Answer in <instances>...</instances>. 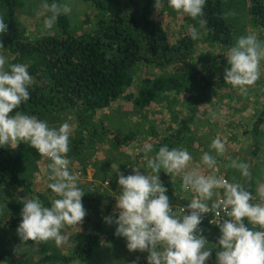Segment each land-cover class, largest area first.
<instances>
[{
  "label": "trees",
  "instance_id": "1",
  "mask_svg": "<svg viewBox=\"0 0 264 264\" xmlns=\"http://www.w3.org/2000/svg\"><path fill=\"white\" fill-rule=\"evenodd\" d=\"M84 1L91 4L92 11L85 14L81 23H74L69 13L62 14L52 28L36 27L32 34L28 35L21 29L19 22L25 0H0V17L8 25V31L0 34V49L8 50L11 55L10 64L25 65L33 78L29 87V100L22 102L10 115L21 112L48 122H56L63 116L73 119L77 124L72 128L74 137L71 142L69 139L70 150L67 154L72 161L79 160V154L93 149L98 143L104 142L103 139H109L111 149L137 148V160L141 157L154 158L159 148L164 145L170 150H182V146L188 145V151L195 152L193 142L180 138L177 132L172 138L160 135L156 130L150 133L122 132L105 125L102 118L96 117L119 99L125 89L133 85L139 66H152L161 71L159 75L153 78L145 77L137 94L130 93L127 97L133 100L137 108H146L158 100H164L166 105L173 100L178 104L182 103L188 112L182 118L179 116V127L185 128V132H190V124L195 118L198 105L212 98L215 91L223 92L227 88L221 74L225 69L221 61L227 68L230 49L239 38L225 0H206L203 15L196 19L174 11L168 6L167 0H161L159 7L182 16L198 33V37L192 39L186 31L175 41L171 40L170 33L163 23L154 17L157 10L156 0ZM46 2L64 6L62 0ZM250 4L249 20L262 28V32L256 37L258 41L264 42V0H250ZM42 11L45 21L51 13L43 6ZM201 20L206 23L202 25ZM201 41L213 46V51L217 49L213 57L219 60H208L204 63L199 61L197 45ZM215 67L221 68L215 74L217 79L214 76ZM171 109L174 111L175 107ZM180 113L182 114L181 111ZM249 127L251 128L245 132L246 135L251 133L252 139H258L264 134V109H261ZM187 135L189 136V133ZM148 143L153 145V150L145 154L143 148ZM259 145V141L256 142V148H259ZM258 153L253 151L254 156ZM48 159L27 143L17 149L0 147V197L13 194L19 189L31 191L34 181L30 174L38 171V162ZM83 170L86 171L87 168L83 167ZM97 171L102 186L109 183L102 195L111 200L99 213L89 214V210L84 206V229L81 238L73 247L72 254L65 255L51 250L52 247L47 241H39L37 253L40 257L36 262L31 263L33 257L16 258L8 250L1 248L0 262L87 263L106 231L105 218L110 216L112 206L117 201L116 197H119L121 192L117 171L125 175L131 174L129 168L122 167L112 170L98 168ZM168 178L169 175L162 170L160 179L168 189L167 195L172 197L175 203V190L178 188ZM234 185H240L248 191L251 194L250 203L253 204V179L246 180L245 177L242 181H235ZM46 204L51 205L49 198ZM22 208L23 205L19 202L10 207L0 205V237L7 238L16 232L22 219ZM173 211L177 215L182 214L178 206L173 208ZM246 221L247 218L244 222ZM77 225L65 228L73 229Z\"/></svg>",
  "mask_w": 264,
  "mask_h": 264
},
{
  "label": "clouds",
  "instance_id": "2",
  "mask_svg": "<svg viewBox=\"0 0 264 264\" xmlns=\"http://www.w3.org/2000/svg\"><path fill=\"white\" fill-rule=\"evenodd\" d=\"M160 2H155L157 9ZM167 3L174 11L196 19L203 15L206 0H167ZM43 7L51 13L44 21L45 28H51L60 15L70 12L67 5L48 4L46 0ZM200 23L203 25L206 21ZM7 31L8 25L0 17V34ZM189 35L192 39L198 37L191 28ZM261 60H264V42L258 41L255 35L241 36L227 57L225 82L243 93L246 86L259 78ZM32 83L25 65L10 64L0 55V147L15 149L24 142L49 158L52 182L48 187L58 197L51 200L50 207L44 206L39 197L22 199V219L16 231L21 242L51 240L60 247L65 241L62 229L80 225L86 215L82 203L85 192L78 186L77 175L68 168L69 125L50 127L46 121L21 112L10 115L29 100ZM211 147L218 154L224 152V144L219 139L214 140ZM152 150V144L144 145L145 154ZM191 160L188 151L170 150L164 145L154 158L146 161L151 174L136 167L128 175L117 171L121 189L116 201L118 215L115 219L105 218L106 222L115 223V235L126 240L130 252H147V264H207L213 250L206 247L208 240L200 225L211 207L217 216L223 213L217 223L220 236L215 243L219 249L216 264H264V231H254L244 222L247 218L249 223L264 228V207L251 204V194L240 185L202 175L197 170L186 172ZM201 160L208 168L216 163L209 153H204ZM231 166L238 168L242 175H248L246 164L233 161ZM162 170L168 175H181L182 190L194 194L181 215H177L169 203L168 189L160 179ZM218 189L224 190L222 198ZM209 201H212L210 206Z\"/></svg>",
  "mask_w": 264,
  "mask_h": 264
},
{
  "label": "rangeland",
  "instance_id": "3",
  "mask_svg": "<svg viewBox=\"0 0 264 264\" xmlns=\"http://www.w3.org/2000/svg\"><path fill=\"white\" fill-rule=\"evenodd\" d=\"M62 2L63 5H67L70 8L69 15L74 23H81L85 14L92 11L91 4L84 0H62ZM44 3L45 0H25V5L19 16V22L21 29L26 34L31 35L36 27L44 26V12L42 11ZM225 5L232 16L238 38L247 35L257 36L262 32L261 27H257L249 20L250 0H225ZM154 17L168 29L173 41L186 31L189 32L190 28L194 29L182 16L173 14L170 10L166 11L162 6L156 10ZM201 33L203 34L202 31ZM197 47V58L201 63L208 60H219V58L216 60L213 57L217 53V49L213 51L214 47L210 46L209 43L201 41ZM0 55L5 56L10 62L11 55L8 50L0 49ZM221 64L226 68L223 61H221ZM220 69V67L213 69L214 76ZM222 71L224 72L221 74L224 76L225 69ZM160 72V70L152 66L148 68L142 65L139 66L135 72L133 85L125 89L124 94L109 108L102 110L96 118H102L105 125L114 127L122 132L135 131L139 133L147 131L150 133L156 130L157 133L168 138H172L176 132L179 133L180 138L192 141L194 144L193 148H196L195 152H193L194 150L188 151L187 148H190L188 145L181 147L183 148L182 150L188 151L192 156V160L185 169L186 172L197 170L205 176L211 175L218 179H226L227 183L232 185L235 184V181H242L245 177L246 180L253 179L255 189L253 205L264 207V195H262L264 193V134L258 139H252V134L246 135L245 132V130L251 128L249 125L253 123L261 109H264V60L260 61L259 78L252 85L246 86V90L243 93L238 87H233L227 83V88L223 92L215 91L212 93V98L198 105L195 111V118L190 124V132H185V128L179 127V116L182 118L188 112V110L186 111L183 108L182 103L178 104L173 100V102L170 101L166 105L164 100H158L146 108H137L133 104V100L127 97L130 93L137 94L145 77L153 78L157 74L159 75ZM215 78L217 79L216 76ZM174 107L173 111L171 108ZM46 122L50 127L56 128L61 124L67 123L70 128L69 139L70 142L73 141L72 128L77 124L73 119L63 116L61 119H57L56 122ZM188 133L189 136L187 135ZM216 139L221 140L224 144V152L222 154H218L211 147L212 142ZM103 140L104 142L98 143L93 149L85 150L79 154V160L72 161L67 155L69 160L68 168L70 172L77 175L78 186L85 192L82 203L89 210V214L102 212L106 204L111 200L107 196L102 195V192L109 187V183L102 186L98 179V168L100 170H112L122 167L125 169L129 168L130 172H132V168L136 167L140 168L141 172L144 171L145 174H151V169L147 167V159L145 157L136 159L135 152L137 148L122 147L115 150L111 149L109 139ZM258 141L260 145L259 148H256V142ZM23 144L24 142H20L16 149L23 146ZM253 151L259 152L258 155L254 156ZM204 153H209L214 157L216 163L213 168H208L202 163L201 157ZM233 161L246 164L248 166V175H242L238 168L232 167ZM50 164L51 161L49 159L38 162V171L30 174L34 181L31 191L19 189L13 194H4L0 197V205L10 207L16 202L22 204V199L24 198L39 197L44 206L50 207V205L46 204L47 198L50 201L58 198L48 187V184L52 182L49 180L51 173ZM83 167L87 168V170L84 171ZM168 179L174 182L178 188L175 190V203L170 196L169 201L174 203V205L185 202L178 207L186 206L194 194L182 190L181 175H169ZM221 190L218 189L217 191L221 194L223 193ZM117 199L118 197H116ZM215 199L216 197L213 198V200ZM209 202L211 203L212 201ZM116 215H118V210L115 204L112 206L109 217L115 219ZM83 224H85L84 221L73 229H62L65 241L60 247H57L54 241H47L52 247L51 250L59 251L65 255L72 254L73 247L81 238V232L84 229ZM200 227L203 229L202 234L208 240L206 247L213 250L207 264H216V251L219 249L215 243L218 241L220 232L217 235V232L212 227L207 225H201ZM115 228V223L110 224L107 222L106 231L96 246L94 255L84 264H147V252H130L126 247V240L115 235ZM38 242H21L16 231L11 233L10 237H0V248L8 250L16 258L33 257L32 263L36 262L40 257L39 253H37ZM0 264L7 263L0 262ZM71 264L83 263L74 262Z\"/></svg>",
  "mask_w": 264,
  "mask_h": 264
},
{
  "label": "built area",
  "instance_id": "4",
  "mask_svg": "<svg viewBox=\"0 0 264 264\" xmlns=\"http://www.w3.org/2000/svg\"><path fill=\"white\" fill-rule=\"evenodd\" d=\"M224 181L227 182L226 179H224ZM220 197L221 198L223 197V193L220 194ZM169 203H170L172 209L176 208V206H179V205H176V204L174 205V203H172L170 201H169ZM208 203H209V206H210L212 202L211 203L208 202ZM179 208H180V211L182 212L183 206H181ZM222 216H223V213L221 214V216H217L215 214V210L211 209V207H210L209 212L203 215V219H202L201 225H207L209 227H212L216 231L220 232L219 226L217 225V223H219L221 221ZM245 224H246L247 227H249L250 229H252L254 231H264V228H261V226L258 225V224L257 225H253V224L249 223L248 221H246Z\"/></svg>",
  "mask_w": 264,
  "mask_h": 264
},
{
  "label": "crops",
  "instance_id": "5",
  "mask_svg": "<svg viewBox=\"0 0 264 264\" xmlns=\"http://www.w3.org/2000/svg\"><path fill=\"white\" fill-rule=\"evenodd\" d=\"M254 194H255V192H254ZM253 199H254V198H253ZM213 230H215V229H213ZM215 231H216V230H215ZM216 232H217L216 234L218 235V234H219V232H218V231H216ZM219 236H220V235H219Z\"/></svg>",
  "mask_w": 264,
  "mask_h": 264
}]
</instances>
